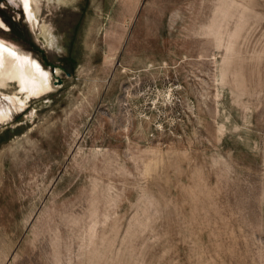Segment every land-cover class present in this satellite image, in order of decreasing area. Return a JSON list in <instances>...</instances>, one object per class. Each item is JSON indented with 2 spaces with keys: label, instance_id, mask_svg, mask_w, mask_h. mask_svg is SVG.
Returning <instances> with one entry per match:
<instances>
[{
  "label": "rangeland",
  "instance_id": "1",
  "mask_svg": "<svg viewBox=\"0 0 264 264\" xmlns=\"http://www.w3.org/2000/svg\"><path fill=\"white\" fill-rule=\"evenodd\" d=\"M32 7L0 0L51 84L0 86V264H264V0Z\"/></svg>",
  "mask_w": 264,
  "mask_h": 264
},
{
  "label": "bare ground",
  "instance_id": "2",
  "mask_svg": "<svg viewBox=\"0 0 264 264\" xmlns=\"http://www.w3.org/2000/svg\"><path fill=\"white\" fill-rule=\"evenodd\" d=\"M33 1L22 0L25 14L30 22H35L36 18L32 7ZM6 81H16L22 92L26 94L27 99L46 93L51 88L48 73L37 61L30 56L21 54L13 46L0 41V86ZM4 86L6 85L4 84ZM24 103L21 102V104ZM3 110L0 108V115Z\"/></svg>",
  "mask_w": 264,
  "mask_h": 264
}]
</instances>
